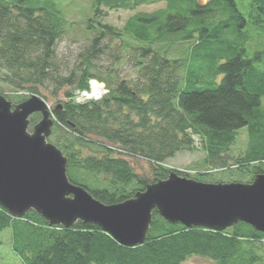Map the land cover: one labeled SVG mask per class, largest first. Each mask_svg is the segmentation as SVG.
<instances>
[{
  "label": "trees",
  "instance_id": "obj_1",
  "mask_svg": "<svg viewBox=\"0 0 264 264\" xmlns=\"http://www.w3.org/2000/svg\"><path fill=\"white\" fill-rule=\"evenodd\" d=\"M162 1L166 8L127 20L123 32L154 47L137 49L142 60L135 81L113 83L95 75L90 65L80 76L53 72L56 41L67 24L54 6L0 0V80L33 93H38L33 85L48 81L71 87L69 100L54 113L57 141L49 140L68 157L71 182L105 204L124 202L149 183L166 179L171 172L166 161L193 149L191 133L201 136L206 161L224 167L225 153L238 131L247 127V148L236 161L253 174L264 172V50L248 57L246 35L240 31L239 40L236 34L248 20L235 0H224L229 16L218 10L219 0H97L96 15L102 6L134 10ZM252 8L251 21L264 28V0H253ZM87 23L99 32L91 46L94 53L107 35L124 34L96 18ZM191 40L181 57L168 56L178 41ZM94 77L107 81L108 93L100 100L73 101L74 88L89 89ZM40 118L36 113L32 122ZM80 146H90L95 153L81 156ZM140 157L153 162L152 180L136 173L132 159ZM6 229H11L13 251L25 264H197L189 261L192 257H207L216 264L264 261L258 245L264 232L251 224L239 221L223 231L188 228L167 221L157 209L146 242L132 247L97 224L79 220L69 228L50 226L34 210L16 218L0 205V234Z\"/></svg>",
  "mask_w": 264,
  "mask_h": 264
},
{
  "label": "water",
  "instance_id": "obj_2",
  "mask_svg": "<svg viewBox=\"0 0 264 264\" xmlns=\"http://www.w3.org/2000/svg\"><path fill=\"white\" fill-rule=\"evenodd\" d=\"M62 108L58 104L52 110L35 94L16 105L0 96V205L13 217L34 210L50 226L67 228L82 220L129 247L146 242L154 209L167 221L188 228L223 231L243 221L264 232V173L247 184L207 183L173 171L124 202L97 200L71 182L68 157L48 141L54 113ZM36 113L41 118L30 132Z\"/></svg>",
  "mask_w": 264,
  "mask_h": 264
},
{
  "label": "rangeland",
  "instance_id": "obj_3",
  "mask_svg": "<svg viewBox=\"0 0 264 264\" xmlns=\"http://www.w3.org/2000/svg\"><path fill=\"white\" fill-rule=\"evenodd\" d=\"M209 1L210 0H206L204 3ZM219 1L218 10H221V13L227 16L231 15L232 13L229 11L230 8L226 11L223 10V7L229 6L228 3L224 0ZM235 2L238 10L248 20L247 25L239 30V32H236L238 35L237 38L239 40L243 38L242 35H240V31H242L243 35H246V38L243 39L245 40L244 46L247 50L248 57L252 58L255 52L264 50V28L255 25L251 21L253 0H235ZM25 3L31 7L42 6L48 9L54 6L59 11L60 16L67 21V24L63 27L61 36L56 41L53 72L65 77L71 75L80 76L83 70L90 65L95 75L108 78V82L110 81L113 83L124 80L128 83L135 81L139 76V67L137 63L138 60H142L140 57H137V55L140 54V52H137V49L139 47L151 46L150 42L141 41L131 34L123 32L127 20L139 12H155L167 6L165 1L150 5H142L134 10L109 9L102 6V13L97 16V0H25ZM95 18L96 22L113 26L118 32L124 34L121 37L107 35L101 40L99 51L94 53L91 51V46L94 38L99 32L97 29L91 28L87 22ZM232 37L234 38L233 35ZM192 42L193 40L178 41L174 45L175 47H170L169 50L172 53H168V56L173 57L175 55V57H181L185 54L183 52H186L190 48ZM143 61L147 62V59ZM94 82L95 84L98 83L100 93H96L94 96L89 97V95H92L94 92L93 88L86 89L87 92L74 88L73 101L83 103L91 99L98 100L108 93L107 81H101L97 77H94L90 79L89 86ZM33 88H37L38 93H33L27 88L17 89L0 80V96H4L15 105L23 101L20 100L21 96H26L28 99L35 94L44 99L53 110L58 104L64 105V103L69 100L66 96V92L72 90L70 86L60 88L54 81L45 82L43 85H33ZM262 101L264 104V97ZM32 118L33 116L31 117V123L28 129L30 132L33 131V126L35 125V123L32 122ZM38 121L36 120V122ZM55 126L56 122L52 128L51 135L48 137L49 142L57 141L58 133L54 134V129L57 131L58 129L55 128ZM190 135L193 139V149L182 150L178 152L175 157L166 161L165 166L171 169V172L174 171L177 173V171H181L190 176L180 175L182 177L207 183L240 182L247 184L252 183L256 175L261 174H253V172L249 171L250 169L239 167L240 165L236 161L244 154L247 148L249 139L247 127L238 131L234 144L225 153L224 156H228V162L224 167L207 162V152L203 148L201 136L195 133H191ZM64 136H66V134H64ZM50 138L51 141L49 140ZM59 141L63 143L64 138H60ZM80 148L82 150L80 153L81 156L95 153V149L90 146H80L79 149ZM132 162L137 174L150 180L154 178L153 162L151 163L146 158L141 157L132 159ZM238 168L244 171H238ZM208 171L210 172L207 173ZM201 172H205L206 175L201 176ZM258 245L264 251V240L258 242ZM189 261L197 264H216L214 260L207 257H192ZM0 264H25L23 259L13 251L11 229H6L0 234ZM259 264H264V261Z\"/></svg>",
  "mask_w": 264,
  "mask_h": 264
},
{
  "label": "bare ground",
  "instance_id": "obj_4",
  "mask_svg": "<svg viewBox=\"0 0 264 264\" xmlns=\"http://www.w3.org/2000/svg\"><path fill=\"white\" fill-rule=\"evenodd\" d=\"M99 85L98 84H96L93 88H94V92L95 93H93L92 95H89V97H92V96H94L96 93H100V91H99Z\"/></svg>",
  "mask_w": 264,
  "mask_h": 264
},
{
  "label": "built area",
  "instance_id": "obj_5",
  "mask_svg": "<svg viewBox=\"0 0 264 264\" xmlns=\"http://www.w3.org/2000/svg\"><path fill=\"white\" fill-rule=\"evenodd\" d=\"M92 82V81H91ZM98 84V83H97ZM96 84H95V82L94 83H91V88H93L94 86H95ZM93 91H94V88H93ZM94 93V92H93ZM92 93V94H93Z\"/></svg>",
  "mask_w": 264,
  "mask_h": 264
}]
</instances>
